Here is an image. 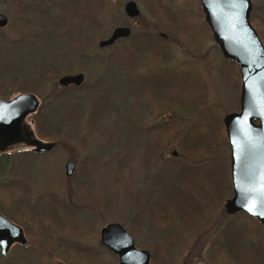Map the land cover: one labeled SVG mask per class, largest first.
Masks as SVG:
<instances>
[{
	"label": "rangeland",
	"instance_id": "obj_1",
	"mask_svg": "<svg viewBox=\"0 0 264 264\" xmlns=\"http://www.w3.org/2000/svg\"><path fill=\"white\" fill-rule=\"evenodd\" d=\"M124 1L103 0V9L96 13L98 25L90 27L81 21L71 26L75 8L70 4L68 9L45 12L54 22L41 17L35 9L29 13L31 23L26 25V14L17 12L11 4H0V12L8 18L2 32L10 41L6 40L0 48V92L9 94L8 99L19 93L36 94L41 102L40 115L33 113L26 122L35 131L34 117L46 116L55 129L53 137L42 139L35 133L34 136L57 143L47 155L11 147V162L5 165L0 178L26 184L31 202L45 192L64 198L75 211L77 228V232L65 235L69 241L75 238L96 245L100 228L118 222L130 232L138 248L150 251V258L153 253L157 258L164 257L166 251L160 245L167 238L173 239L167 245L165 264H236L213 241L215 237L220 239L219 231L225 222L224 203L232 195L227 196L226 181L229 146L223 145L220 152L190 150L182 141L187 134L188 141L196 139L198 118L202 117L199 113L206 108H211L222 122L224 115L239 109L236 96L240 91L235 93L231 80L223 75L229 65L222 60L212 32L193 0H134L141 18L131 30L138 31L144 25L157 34L164 32L167 40L160 48L163 55L141 64L140 60L132 65L103 62L104 56L118 53L115 47H99L98 42L107 38L114 27L124 25ZM57 2L60 6L66 4V0ZM149 2L158 8L161 3L166 4L167 11L160 10L161 17H153ZM179 11L185 12V16L172 19L173 12ZM171 21H177L179 27L186 25L192 40L182 41ZM123 45H128V40L117 43L119 56L124 54ZM77 72L84 74L85 86L73 89L75 85L70 84L62 103L53 106V86L62 92L58 78ZM155 74L159 75L156 79ZM168 117L175 119L167 124L158 123ZM138 120L142 128L149 124L155 130L178 125L169 127L157 154L152 155L148 150L152 137L144 143L147 132L142 131L138 140ZM173 148L181 154L177 162L169 159ZM67 160L76 165L70 177L64 174ZM181 162L191 166V173L178 171ZM124 165L129 167L130 174L120 183L118 172ZM37 201L43 205L47 200ZM147 203V209L140 208ZM5 205L3 211L0 209L2 214L23 230V223L27 228L33 227L27 214L22 215L21 222L14 220V203L9 201ZM21 208L20 213L27 212L26 207ZM41 208L37 205L35 211L43 213ZM133 214L140 223L131 232ZM36 245L25 250L14 244L8 257L23 264H83L71 249L55 250L43 241ZM101 254L104 261L117 264L118 258L106 250L102 249Z\"/></svg>",
	"mask_w": 264,
	"mask_h": 264
},
{
	"label": "trees",
	"instance_id": "obj_2",
	"mask_svg": "<svg viewBox=\"0 0 264 264\" xmlns=\"http://www.w3.org/2000/svg\"><path fill=\"white\" fill-rule=\"evenodd\" d=\"M58 0H0V4H11L13 6V9L17 10V12L20 10L27 15V18L23 20V23H31V18H29V13L38 10L41 12L40 16L44 19L47 18L48 21L54 22L53 17H46V13H52L56 12L59 8H67V6L70 4V7H74L75 11L71 13V26L73 23L77 21H81L85 24L86 27L90 26H96L98 25L96 20V13L99 12L101 9H103V0H66V4L59 5L57 2ZM197 6H199V10L201 13V16H203L200 1L199 0H193ZM253 4V9L251 12V23L253 27L256 29L263 45H264V0H251ZM73 4V5H71ZM0 5V6H1ZM150 5V12L152 13L153 17H161L160 10H163L164 12L167 11L166 4L161 3L162 6L160 8L154 6L155 3L149 2ZM73 8V9H74ZM68 9V8H67ZM56 10V11H55ZM46 12V13H45ZM183 14H186L185 12L179 11V12H173L172 19L176 20V17L181 18V16H185ZM50 18V20H49ZM141 16L138 18L140 20ZM172 25L174 26V29L177 32L178 37L183 41L192 40V37H189V34L186 33V25L184 27H179V25L176 22L171 21ZM185 24V23H184ZM206 24V23H205ZM20 29H23L21 23H19ZM124 25H128L131 29L134 28L133 21L129 17H125ZM207 25V24H206ZM24 26V25H23ZM4 27H0V48L4 46L5 41L9 40L5 35L3 34ZM208 30L211 33L210 28L207 26ZM212 34V33H211ZM122 40H128V45H123L122 49H124V54L119 56L120 50L117 48V43ZM165 37L159 36L155 31H150V28H147L146 26L142 25V27H138V31L131 30V34L128 38H123L120 40H117L114 44L110 45V47H115L116 52L111 53L107 56H104L101 60L103 62L108 61H119L124 64H130L133 63L136 64V61L140 64L145 62H150L153 57L155 56H161L163 55V52L161 53V47L162 44L166 41ZM10 42V41H8ZM12 42V41H11ZM179 43V42H178ZM218 49V52L220 53V56L222 60L229 65V69H227V73L224 70V73L221 72L224 75V78H227V80H231L232 85L234 87L235 93L238 94L240 91V75L239 71L237 69L236 64L228 59H225L221 52L219 51V48L217 44L215 45ZM161 53V54H160ZM162 74H164V71H161ZM142 76V75H141ZM158 74H155V79L158 77ZM172 76V74H171ZM142 79L144 77H141ZM155 79H152L153 83L156 84L157 81ZM59 84V83H58ZM149 84V83H148ZM60 85V84H59ZM85 85L81 84L80 86H72L73 89H79L83 88ZM68 86H61L60 85V92H57V86H53L51 91V102L54 105H57L59 103H62V99L64 97L63 93L64 91H67L69 88ZM21 88V87H19ZM18 88V91L20 90ZM24 91V90H20ZM0 95L4 99H8L10 97L7 93H1ZM236 100H239V96H236ZM41 103V102H40ZM40 105L37 109V111L34 113V115L39 113ZM95 108H97V105L95 104ZM96 112V109H94ZM202 115V117L198 118L199 121L197 123V127L199 128V133L196 134V139L193 137L192 140L188 141V134L187 138L184 135L182 138L183 143L185 146H188L190 150H199L203 149L204 151H210V152H216L221 150V147H227L229 146L228 139L226 136L224 124L222 122V118L220 116H217L216 114L212 113L211 108H206L205 110L201 111L199 115ZM212 114V115H211ZM35 115V116H36ZM37 115V116H38ZM48 118L46 116H42V118H36L34 117V120L32 121L33 124H35V131L32 128V131L35 133V135H38L39 138L42 139H51L53 137V130H55L48 122ZM177 124V123H176ZM178 125V124H177ZM177 125L172 124V127L167 126L165 128H160L156 130V133L154 136H152V139L150 141V149L148 150L152 153V155H156L159 148V144L162 143L161 139L166 135L167 132H169L170 128H176ZM201 132V133H200ZM194 140V141H193ZM188 141V142H187ZM197 141V142H196ZM192 143V145H189ZM218 152V153H219ZM8 157V158H7ZM11 162V158H9L8 153H2L0 154V174L4 175L3 168L6 164H9ZM189 166L182 167L180 166L178 168V171L180 172H187L191 173V170L189 169ZM227 175H226V181L228 183L227 189V196L231 195V176H230V168H227ZM121 173V174H120ZM130 174L129 167L127 165L123 166V170L118 172V180L120 183H123L127 180L128 176ZM8 180V179H7ZM10 188V186H12ZM9 187V189H8ZM0 209L3 211L4 208H6L5 203H8L9 201L11 203L15 204V215L12 216L15 220V218L18 220L17 222H21L22 215L27 214L30 216V222H32L33 227L27 228V225L25 223H22L25 234L27 237L26 244H17L22 249L32 248L37 246L39 242L43 241L46 244L50 245V247L54 248L55 250H68L71 249L72 253L76 255V258H78L83 264H116L115 261L106 262L102 258L101 250L104 249L108 253L112 254L114 258H118L117 255H115L113 252H111L109 249L101 245V243H97L96 245L89 244L82 242L80 240H77L75 238H71V241L65 239V235H67L70 231L71 234L74 232H77L76 228V222H75V211L74 209L68 204V202L60 197L57 196V194L53 192H45L44 194L40 195L35 202H31V199L28 195V187L25 185H22L19 180H12L7 181L3 178H0ZM9 190V193L8 191ZM11 196V197H9ZM40 198H44L47 201L43 203V205L38 204L37 200ZM219 198V197H218ZM221 198V197H220ZM37 201V202H36ZM21 203V204H20ZM37 205L39 208L43 210L42 212H37L35 209L37 208ZM22 206L26 207L27 212H21L19 210H22ZM41 206V207H40ZM149 207V204H143V206H140V208H143V210L147 209ZM58 209L60 211H58ZM18 210V212H17ZM62 211V212H61ZM62 213V214H61ZM162 216V214H160ZM222 218L225 219V222L222 224L220 231H219V238L215 237L213 238V241L216 243L217 248L219 250H223L232 260L235 261L236 264H264V236H263V229L264 226L261 225L255 218L251 217L245 212H239L236 214H227L225 211L222 212ZM75 222V223H74ZM160 222V221H159ZM136 223H140V220L137 218L136 215L133 214L131 217V232H134L136 230ZM189 223V222H188ZM185 223V224H188ZM158 224V222H154V225ZM41 240V241H40ZM172 240L170 238H167L164 240L163 243H161L163 246L160 245V247H164L165 251L167 252V245L172 244ZM165 255L162 258H157V256L153 253L150 262L151 264H159L161 261L166 263L167 255ZM71 253V254H72ZM23 258V257H21ZM0 264H23L21 261L16 260H10V257H8V254L5 256L0 255Z\"/></svg>",
	"mask_w": 264,
	"mask_h": 264
},
{
	"label": "water",
	"instance_id": "obj_3",
	"mask_svg": "<svg viewBox=\"0 0 264 264\" xmlns=\"http://www.w3.org/2000/svg\"><path fill=\"white\" fill-rule=\"evenodd\" d=\"M205 20L222 56L233 61L240 75L239 109L227 113L223 124L230 149L232 195L224 203L227 214L245 212L264 226V45L251 23V0H200ZM124 12L129 17L140 15L134 0H128ZM8 18L0 12V27ZM131 34L128 26L113 28L98 42L110 46ZM82 72L58 78L61 86H80ZM40 101L31 92L19 93L11 99L0 97V154L17 144L33 147L34 152L50 151L56 143L34 136L27 116L35 113ZM75 163L64 165L70 177ZM23 228L0 212V255H7L14 244H26ZM99 242L118 257L117 264H150V251L138 248L130 232L118 222L100 228Z\"/></svg>",
	"mask_w": 264,
	"mask_h": 264
},
{
	"label": "flooded vegetation",
	"instance_id": "obj_4",
	"mask_svg": "<svg viewBox=\"0 0 264 264\" xmlns=\"http://www.w3.org/2000/svg\"><path fill=\"white\" fill-rule=\"evenodd\" d=\"M128 0H126V1H124V4H123V13H124V15L125 16H127L126 14H125V12H124V5H125V3L127 2ZM200 1V0H199ZM136 2V1H135ZM137 4V3H136ZM195 4V3H194ZM200 5H201V2H200ZM137 6H138V4H137ZM139 7V6H138ZM140 9V8H139ZM201 10H202V6H201ZM202 13H203V10H202ZM141 16V11H140V15L139 16H137V17H129V16H127V17H129L130 19H132V21H133V23L135 22V24L137 25L139 22H138V18ZM202 18L204 19V22L207 24V22H206V20H205V15H204V13H203V16H202ZM124 26H128V25H124ZM207 26H208V24H207ZM129 27V26H128ZM209 27V26H208ZM130 28V27H129ZM131 29V28H130ZM158 35L159 36H162V37H167V35L164 33V32H158ZM123 39V38H122ZM120 40V39H119ZM68 86H70V85H68ZM174 119L175 118H173V117H168V118H165V119H161L158 123H164V124H167V123H171V122H173L174 121ZM177 121H179V120H177ZM176 121V122H177ZM167 122V123H166ZM181 122V121H180ZM153 126V125H152ZM151 127V125H146L145 127H141V125H140V122H139V120H138V130H137V133H138V140L140 139V132H147V138L146 139H144V143H146V142H148L150 139H151V137L152 136H154L155 135V133H156V128L155 129H151L150 128ZM180 129H182V128H180ZM183 137V136H182ZM181 138V137H180ZM184 144V143H183ZM23 145V146H22ZM189 145H192V143H190ZM57 146V143H56V145L50 150V151H48V152H44V153H38V152H34L33 151V147L32 146H28V145H26V144H22V143H20V144H17V145H15V146H13V149H16L17 147H24L25 149H27V150H29L28 152L29 153H36V154H41V155H47V154H49V153H51L53 150H54V148ZM12 148H10L9 150H6V152H3V153H8L10 150H11ZM229 152H230V149H229ZM179 156H181V154L179 153V151L177 150V149H175V148H173V149H171L170 150V157H169V159H171L172 161H174V162H177V161H179L178 159L180 158ZM176 160V161H175ZM68 161V160H67ZM171 162V161H170ZM193 162H197V161H193ZM181 166L182 167H186V166H190V165H187L186 163H184L183 164V162H181ZM195 165V164H194ZM193 166V165H192ZM191 167V166H190ZM75 168H76V165H75ZM75 168H74V171H75ZM74 171H73V173H74ZM65 174V173H64Z\"/></svg>",
	"mask_w": 264,
	"mask_h": 264
}]
</instances>
